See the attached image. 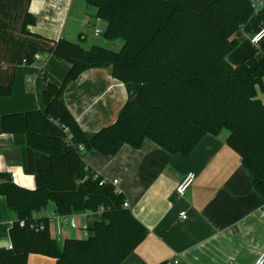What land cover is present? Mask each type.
I'll return each instance as SVG.
<instances>
[{
  "label": "trees",
  "instance_id": "trees-1",
  "mask_svg": "<svg viewBox=\"0 0 264 264\" xmlns=\"http://www.w3.org/2000/svg\"><path fill=\"white\" fill-rule=\"evenodd\" d=\"M87 2L107 24L104 38L123 40L119 51L47 38L30 29L37 21L31 0H0L1 96L12 93L17 67L43 53L69 64L61 84L47 81L41 108L1 116L2 130L23 134L28 146L49 156L51 168L35 176L33 189L0 183V196L17 217L0 264H27L30 254L56 264H123L144 241L147 227L124 206L122 191L100 184L104 177L84 161L87 151L115 155L124 144L139 148L150 139L187 156L205 136L227 129L228 145L264 197V102L258 96L264 92V46L237 66L228 61L238 46L232 36L256 15L251 0ZM91 68L110 69L129 93L116 121L96 132L84 130L65 101L67 86ZM50 204L60 216L102 211V219L85 238L59 240L51 218L37 217ZM34 222L45 229L32 228Z\"/></svg>",
  "mask_w": 264,
  "mask_h": 264
},
{
  "label": "crops",
  "instance_id": "crops-1",
  "mask_svg": "<svg viewBox=\"0 0 264 264\" xmlns=\"http://www.w3.org/2000/svg\"><path fill=\"white\" fill-rule=\"evenodd\" d=\"M29 10L37 19L30 29L47 38H66L85 49L99 45L119 51L123 46L122 39L95 35L96 26L104 31L107 24L96 17V8L87 0H31ZM263 27L264 12L234 33L238 46L228 55L231 65H239L264 46V38L259 43L252 40ZM68 66L49 53L39 55L31 64L19 65L12 93L0 95L1 116L41 108L47 81L61 84ZM128 96L124 83L106 68L84 71L65 90L67 106L88 132L114 123ZM258 96L264 102V92L259 91ZM229 134L223 129L218 136H205L187 156L171 154L150 139L139 148L124 144L115 155L85 152L84 161L97 174L119 180L129 209L148 229L144 241L123 264L175 259L180 264H251L264 253V219L260 216L264 197L254 189L253 173L228 145ZM0 154V183L14 182L33 189L35 176L51 168L47 154L28 146L23 134L4 132L1 124ZM189 171L196 173V179L177 197L176 187ZM55 210L50 204L42 214L51 218V234L59 240L78 238L80 233L88 236L90 232L85 234L81 228H90L102 219V211H97L71 215L65 221ZM16 219L6 198L0 196V249L12 246L10 229ZM72 223L78 227L72 228ZM27 264H56V259L30 254Z\"/></svg>",
  "mask_w": 264,
  "mask_h": 264
},
{
  "label": "built area",
  "instance_id": "built-area-1",
  "mask_svg": "<svg viewBox=\"0 0 264 264\" xmlns=\"http://www.w3.org/2000/svg\"><path fill=\"white\" fill-rule=\"evenodd\" d=\"M251 4H252V8L255 14H259L264 12V0H251ZM95 35H101L103 33V29L96 26L95 27ZM264 38V27L262 29H260L259 31H257L256 33H254L252 40L255 43H259L262 39ZM0 123H1V114H0ZM62 128H65L67 130V127L65 124L61 125ZM0 158H1V154H0ZM196 179V173L194 171H189L185 177L180 181V183L178 184V186L176 187L175 190V195L177 197H180L182 195H184L186 193V191L193 185L194 181ZM104 183H111L116 191H121L119 188V180L118 179H111V180H107V179H103L101 181L100 184H104ZM124 206L129 208V202L125 201L124 202ZM183 218H186L187 215L185 212L181 213ZM44 214H38L37 217H44ZM260 216L264 219V206L260 209ZM64 220L67 221V217L63 216ZM24 224V222H23ZM32 228H36L37 230H42L45 229V225L44 224H36L35 222L31 224ZM72 228H77V224L76 223H72L71 224ZM82 231L87 234L88 233V228L86 226H83ZM60 234V231H57V236ZM171 264H180V261L178 259L173 260L172 262H170ZM251 264H264V253H261L256 260L251 263Z\"/></svg>",
  "mask_w": 264,
  "mask_h": 264
},
{
  "label": "rangeland",
  "instance_id": "rangeland-1",
  "mask_svg": "<svg viewBox=\"0 0 264 264\" xmlns=\"http://www.w3.org/2000/svg\"><path fill=\"white\" fill-rule=\"evenodd\" d=\"M17 25V24H16ZM80 229V228H79ZM82 230V229H81ZM80 237H78V238H85L86 236L85 235H83V233H80ZM61 240V239H60Z\"/></svg>",
  "mask_w": 264,
  "mask_h": 264
}]
</instances>
